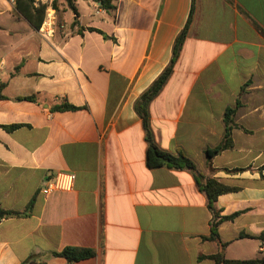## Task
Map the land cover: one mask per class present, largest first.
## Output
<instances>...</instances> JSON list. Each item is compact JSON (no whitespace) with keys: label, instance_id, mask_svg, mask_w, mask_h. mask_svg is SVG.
<instances>
[{"label":"crops","instance_id":"crops-1","mask_svg":"<svg viewBox=\"0 0 264 264\" xmlns=\"http://www.w3.org/2000/svg\"><path fill=\"white\" fill-rule=\"evenodd\" d=\"M52 2L33 3L53 18L42 36L16 0H0V213L25 212L0 219V264H214L198 260L218 251L202 240L210 234L206 198L191 171L146 167L134 111L170 62L192 0H112L110 12L74 0L77 24L63 0L56 10ZM237 103L235 123L249 133L234 129L233 148L211 168L239 188L218 197L216 210H246L218 226L225 258L250 260L240 257L249 238L239 236L264 232V0H195L172 74L149 105L154 141L207 176L204 151L221 142L224 112ZM58 173L76 176L72 192L41 194ZM67 247L93 255H53Z\"/></svg>","mask_w":264,"mask_h":264},{"label":"trees","instance_id":"trees-1","mask_svg":"<svg viewBox=\"0 0 264 264\" xmlns=\"http://www.w3.org/2000/svg\"><path fill=\"white\" fill-rule=\"evenodd\" d=\"M21 1L24 2V4H27L30 6V10L32 11L33 15L29 16L25 13V10L21 7ZM68 9L72 12L74 16L73 24H77V18H78V12L76 10L74 0H63ZM97 3H99V7L105 11H113L115 10V7L112 5V0H92ZM194 2L195 0H192L191 4V11L187 18L186 24L184 25L183 29L179 32L177 37L174 40V44L172 47V56L170 59V62L165 67V69L160 73V75L151 83V85L140 95V97L136 100L134 104V111L140 118L142 122V127L145 132V140L147 143V149L145 154V162L146 167L150 170H155L159 168H169L174 170H189L192 172L194 182L196 189L198 192L204 195L207 202V209L211 215V219L209 221V230L210 234L207 238H202L203 241H209L214 242L217 247L218 251L215 255L212 256H199L198 260H211L214 264H264V257L262 258H256V259H250V260H228L225 258V249L227 247V244L222 243L220 241L219 235H218V226L223 222H229L233 221L238 216L244 214L246 210L237 211L229 216H222L221 212L216 210L215 203L217 202L218 197L239 191V188L236 187H229L226 186L219 181H217L215 178H213V170L211 168V160L219 155L221 152L225 150H230L233 148V141H232V131L234 129H239L245 134H248L249 131L246 130L241 125H238L235 123V115H236V109L239 106V103H237L236 108H228L224 112L223 116V123H224V133L222 136L221 142L213 147V148H206L204 151L207 166L209 168L210 173L205 176L202 173H200L194 162L189 159L182 151H178L176 155H171L169 153H166L162 151L155 143L152 132L150 130V115H149V105L150 103L159 95L161 90L163 89L164 85L170 78L174 65L179 58L182 46L184 44V41L188 34V29L190 26V23L192 21V14L194 9ZM34 0H16L15 8L18 12H20L22 15H24L27 20L37 26L35 23L36 20H39V26L42 24L43 19L45 17L46 13V6L45 5H38L37 8H34L33 6ZM56 4L57 0H53L52 2V8L56 10ZM89 31H96L93 29H88ZM59 110H69V109H75L73 107H70L68 105H63L58 108ZM19 125H13L9 127H3L8 131H14L18 129ZM226 173L231 174H237V173H243L247 171L246 169H232V170H223ZM258 171L261 173L264 171V165L258 169ZM29 206L27 207V209ZM5 217L8 218H18L25 215V212H16V211H4L3 212ZM240 238H249V239H255L261 242H264V232L260 234L258 237H251L246 234H240ZM55 256H60L65 258L69 262H76L79 260H83L86 258L92 257L93 253L90 250H84V249H78V248H71L67 247L64 248L60 253H54ZM23 264H28V262H25Z\"/></svg>","mask_w":264,"mask_h":264},{"label":"built area","instance_id":"built-area-1","mask_svg":"<svg viewBox=\"0 0 264 264\" xmlns=\"http://www.w3.org/2000/svg\"><path fill=\"white\" fill-rule=\"evenodd\" d=\"M14 3L15 0H7ZM98 14V12H96ZM52 20L50 11H47L44 20L41 24L39 32L42 36H48L52 31ZM76 176L71 173H58L52 179L47 180L41 194L49 196L53 193H70L72 192L75 184Z\"/></svg>","mask_w":264,"mask_h":264},{"label":"rangeland","instance_id":"rangeland-1","mask_svg":"<svg viewBox=\"0 0 264 264\" xmlns=\"http://www.w3.org/2000/svg\"><path fill=\"white\" fill-rule=\"evenodd\" d=\"M262 183H264V181H262ZM242 246H243V252L240 257H243L244 259H248V258L255 259V258L264 257V254H257L256 252L257 248L260 246V242L258 240L246 239L242 243Z\"/></svg>","mask_w":264,"mask_h":264},{"label":"water","instance_id":"water-1","mask_svg":"<svg viewBox=\"0 0 264 264\" xmlns=\"http://www.w3.org/2000/svg\"><path fill=\"white\" fill-rule=\"evenodd\" d=\"M4 214L3 213H0V219L3 218Z\"/></svg>","mask_w":264,"mask_h":264}]
</instances>
